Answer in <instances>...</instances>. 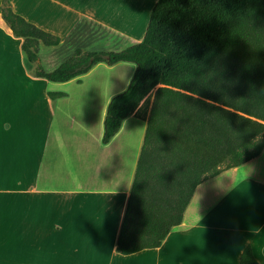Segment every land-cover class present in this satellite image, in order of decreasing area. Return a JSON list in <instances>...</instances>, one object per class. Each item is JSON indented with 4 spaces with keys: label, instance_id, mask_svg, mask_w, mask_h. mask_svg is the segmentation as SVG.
I'll return each mask as SVG.
<instances>
[{
    "label": "crops",
    "instance_id": "crops-1",
    "mask_svg": "<svg viewBox=\"0 0 264 264\" xmlns=\"http://www.w3.org/2000/svg\"><path fill=\"white\" fill-rule=\"evenodd\" d=\"M3 1L0 264H240L248 245L264 264V152L200 184L183 223L161 246L117 251L151 104L147 113L130 115L110 142L103 137L109 103L128 88L137 65L99 63L68 82L36 77L23 38L3 18ZM145 2L28 0L26 11L12 7L62 38L59 46H41L39 60L30 64L51 71L70 56L54 49L100 50L95 25L120 38L129 35L120 21L128 14V27L142 25L136 7ZM50 92L64 95L52 98Z\"/></svg>",
    "mask_w": 264,
    "mask_h": 264
},
{
    "label": "trees",
    "instance_id": "trees-1",
    "mask_svg": "<svg viewBox=\"0 0 264 264\" xmlns=\"http://www.w3.org/2000/svg\"><path fill=\"white\" fill-rule=\"evenodd\" d=\"M2 11L23 38L29 64L39 60L42 44H61L9 0ZM120 62L137 69L109 103L104 142L151 104L117 243L128 255L161 246L183 223L200 184L264 152V0H158L140 42L118 51L77 48L56 69L39 65L34 75L68 82L99 63ZM240 264H261L251 245Z\"/></svg>",
    "mask_w": 264,
    "mask_h": 264
},
{
    "label": "rangeland",
    "instance_id": "rangeland-1",
    "mask_svg": "<svg viewBox=\"0 0 264 264\" xmlns=\"http://www.w3.org/2000/svg\"><path fill=\"white\" fill-rule=\"evenodd\" d=\"M9 1L12 4V6L13 5L15 6L17 11H24V10L26 11V9L28 8V0H9ZM157 1L158 0H146L145 3H142L140 8H138L139 5L136 7L137 8L136 10H138L137 14L141 13L142 25L136 24V26L128 27L129 24L131 23L129 22L128 14L125 15L126 16L125 19L124 18L121 19L120 21L121 25H124L127 28V30L132 31L129 35H125L126 38L124 36L120 38L118 35H115V33L111 29H110L111 32L108 31L109 32L108 33L104 27L95 25L93 27V30H95L94 34L95 35L98 34V37H100L99 43L97 44V47L95 49L118 51V50H122L128 47L131 44L141 41L144 35L146 34L150 16H151L152 10L155 4L157 3ZM21 6L24 8V10H22L23 8ZM41 46L44 48V50H46V48L49 47V46H45L44 44H42ZM13 47L15 46L13 45ZM54 52L57 56L61 55L62 57L66 58L72 53H74V50L73 48L67 49L64 47L60 49H54ZM45 54L46 53H43L42 51V54L40 55L41 56L40 60L43 63H44ZM29 68H30V71L35 72L37 67L31 68L29 64ZM83 93L84 95H86L87 90H85ZM91 93L92 91H89V94ZM73 101L79 102V97H76V96L75 98L73 97Z\"/></svg>",
    "mask_w": 264,
    "mask_h": 264
},
{
    "label": "snow or ice",
    "instance_id": "snow-or-ice-1",
    "mask_svg": "<svg viewBox=\"0 0 264 264\" xmlns=\"http://www.w3.org/2000/svg\"><path fill=\"white\" fill-rule=\"evenodd\" d=\"M2 87H3V72H2V62H0V93H2ZM0 217H2V209H0ZM197 242H199L201 246H203L202 240H198Z\"/></svg>",
    "mask_w": 264,
    "mask_h": 264
}]
</instances>
